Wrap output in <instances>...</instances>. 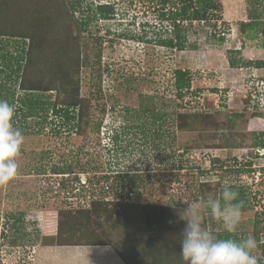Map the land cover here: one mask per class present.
<instances>
[{
	"label": "rangeland",
	"instance_id": "374dc122",
	"mask_svg": "<svg viewBox=\"0 0 264 264\" xmlns=\"http://www.w3.org/2000/svg\"><path fill=\"white\" fill-rule=\"evenodd\" d=\"M219 1L220 33L208 39L211 25L195 22L186 31V48L178 50L160 44L173 35L171 21L161 16L170 14L172 3L80 0L74 21L81 23L90 16L81 30H74L88 54L79 75L80 96L91 101L88 120L76 129L74 119L54 114L55 90L35 94L50 103L45 119L42 114L14 119L24 141L17 174L0 185V264L97 261L90 255L93 245L53 243L59 210L89 207L92 199H121L176 205L179 218L187 204L217 198L224 186L238 191L247 207L235 233L239 240L255 237L254 254L264 258V147L252 146L264 131V118L251 116L263 111L259 103L264 96V66L232 68L228 63L229 49H238L236 57L244 61L264 62V34L249 40L238 30L240 21H248V0ZM252 2L261 11L264 0ZM100 3H110L111 13L94 15ZM5 40L8 51L19 54L16 42ZM97 45L99 84L90 66ZM177 69L189 70L191 77L182 95L176 88ZM98 88L101 96L93 99ZM14 105L19 107L18 102ZM201 111L215 114L219 128H201L198 121L187 130L178 128V114ZM69 165L73 167L69 174L53 172ZM129 178L134 180L132 189ZM203 181L210 185L202 195ZM204 223L208 230L224 231L207 213ZM107 246L103 249H112L118 257ZM78 250L83 251L79 257Z\"/></svg>",
	"mask_w": 264,
	"mask_h": 264
},
{
	"label": "trees",
	"instance_id": "16d2710c",
	"mask_svg": "<svg viewBox=\"0 0 264 264\" xmlns=\"http://www.w3.org/2000/svg\"><path fill=\"white\" fill-rule=\"evenodd\" d=\"M167 3H172L170 14L162 13L161 16L171 21L173 35L160 40V44L178 50L185 49L186 31L195 22L211 25L208 39H214L215 34L220 33L218 23L222 16L219 0H160L162 6ZM248 3V21H240L238 30L246 39L253 40L258 34H264V5L257 12L253 7L254 2L248 0ZM79 4L80 0H0V99L7 100L12 105L19 103V107L15 108L14 119L20 116L26 120L34 116L40 117L39 114L45 119L50 103L36 95L55 90V99L51 103L52 112L64 116L66 121L74 119L76 127L73 128L80 129L86 124L91 101L80 96L79 75L82 65L88 61V54L81 48L74 30H81L90 21V16L87 15L81 23L74 21V8ZM110 10V3H100L96 5L94 15L105 17L111 13ZM5 39L16 42L19 54L13 55L8 51L6 43L3 44ZM190 46L196 48L194 44ZM96 47L95 61L90 66L95 69L93 72L99 84L100 46ZM239 52L238 49L228 50L230 67L264 66L263 61H244L236 57ZM175 74L176 88L182 95L183 90L190 87V73L187 69H177ZM99 90L98 88L93 99L100 98ZM20 91L25 92L24 96L18 97ZM100 109L104 111L105 106L101 105ZM251 116L264 118V109L252 112ZM177 118L180 130H187L195 121L201 123V128H219L220 125L215 114L202 111L180 113ZM252 146L264 147V131L255 138ZM72 168L69 165L53 172L69 174ZM121 172L116 174H122ZM123 174L124 177L128 176L125 175L128 173ZM128 182L132 189L134 180L129 178ZM209 185L208 181L200 183L202 195ZM245 209L247 207L243 203L242 211ZM178 211L176 205L92 199L89 207L59 210L57 230L52 241L60 246L110 245L124 264H185L179 255L185 221L179 220ZM120 217L123 221L118 219ZM257 222L258 219L254 224ZM209 231L218 238L239 240L236 233ZM261 246V253L264 255V242ZM258 261L259 264H264V258H259Z\"/></svg>",
	"mask_w": 264,
	"mask_h": 264
},
{
	"label": "clouds",
	"instance_id": "9594fccd",
	"mask_svg": "<svg viewBox=\"0 0 264 264\" xmlns=\"http://www.w3.org/2000/svg\"><path fill=\"white\" fill-rule=\"evenodd\" d=\"M15 112L14 105L0 99V185L7 184L17 174V157L24 141L23 133L13 124ZM238 198V191L224 186L217 198L187 204L179 217L185 221L179 254L185 264H259L254 254L258 247L255 237L218 238L204 224L207 213L223 225L225 232L235 233L244 203Z\"/></svg>",
	"mask_w": 264,
	"mask_h": 264
},
{
	"label": "crops",
	"instance_id": "0c3cea01",
	"mask_svg": "<svg viewBox=\"0 0 264 264\" xmlns=\"http://www.w3.org/2000/svg\"><path fill=\"white\" fill-rule=\"evenodd\" d=\"M99 249H92V248H98ZM109 246L107 245H93L89 247V251L91 252L90 255L93 256L97 261L93 260H88L86 262H81V264H124L122 263V260L119 257H115L112 249H103V248H108ZM110 248V247H109ZM87 248H84L86 250ZM83 253L80 252V250L77 251L78 257L81 256ZM119 258V259H118Z\"/></svg>",
	"mask_w": 264,
	"mask_h": 264
},
{
	"label": "built area",
	"instance_id": "2783aa9c",
	"mask_svg": "<svg viewBox=\"0 0 264 264\" xmlns=\"http://www.w3.org/2000/svg\"><path fill=\"white\" fill-rule=\"evenodd\" d=\"M213 32L215 33V30H213ZM216 34H218V33H216ZM250 94H251V97L254 98V94L253 93H250ZM259 107L264 109V96L261 98V101L259 103Z\"/></svg>",
	"mask_w": 264,
	"mask_h": 264
},
{
	"label": "bare ground",
	"instance_id": "6f19581e",
	"mask_svg": "<svg viewBox=\"0 0 264 264\" xmlns=\"http://www.w3.org/2000/svg\"><path fill=\"white\" fill-rule=\"evenodd\" d=\"M229 4V3H228ZM228 9V8H227ZM231 9V8H230ZM225 12V11H224ZM229 12V11H228ZM226 15H227V13H226ZM225 16V15H224Z\"/></svg>",
	"mask_w": 264,
	"mask_h": 264
}]
</instances>
